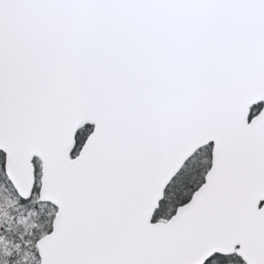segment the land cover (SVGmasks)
<instances>
[{"label": "snow or ice", "instance_id": "1", "mask_svg": "<svg viewBox=\"0 0 264 264\" xmlns=\"http://www.w3.org/2000/svg\"><path fill=\"white\" fill-rule=\"evenodd\" d=\"M0 264H264V0H0Z\"/></svg>", "mask_w": 264, "mask_h": 264}]
</instances>
